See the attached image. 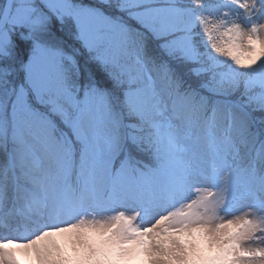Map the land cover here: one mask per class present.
<instances>
[{"label":"snow or ice","instance_id":"snow-or-ice-1","mask_svg":"<svg viewBox=\"0 0 264 264\" xmlns=\"http://www.w3.org/2000/svg\"><path fill=\"white\" fill-rule=\"evenodd\" d=\"M0 264H264V0H4Z\"/></svg>","mask_w":264,"mask_h":264},{"label":"rangeland","instance_id":"rangeland-1","mask_svg":"<svg viewBox=\"0 0 264 264\" xmlns=\"http://www.w3.org/2000/svg\"><path fill=\"white\" fill-rule=\"evenodd\" d=\"M4 2V0H0V4H2Z\"/></svg>","mask_w":264,"mask_h":264},{"label":"trees","instance_id":"trees-1","mask_svg":"<svg viewBox=\"0 0 264 264\" xmlns=\"http://www.w3.org/2000/svg\"><path fill=\"white\" fill-rule=\"evenodd\" d=\"M70 42V41H69ZM82 70H83V66H82Z\"/></svg>","mask_w":264,"mask_h":264}]
</instances>
